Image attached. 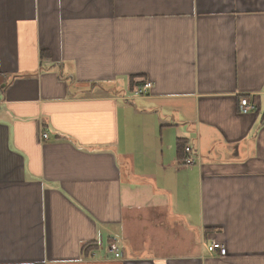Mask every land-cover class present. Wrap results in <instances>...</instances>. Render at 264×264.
I'll list each match as a JSON object with an SVG mask.
<instances>
[{
	"label": "crops",
	"instance_id": "crops-1",
	"mask_svg": "<svg viewBox=\"0 0 264 264\" xmlns=\"http://www.w3.org/2000/svg\"><path fill=\"white\" fill-rule=\"evenodd\" d=\"M0 264H264V0H0Z\"/></svg>",
	"mask_w": 264,
	"mask_h": 264
},
{
	"label": "built area",
	"instance_id": "built-area-1",
	"mask_svg": "<svg viewBox=\"0 0 264 264\" xmlns=\"http://www.w3.org/2000/svg\"><path fill=\"white\" fill-rule=\"evenodd\" d=\"M152 88V83L150 81H145L136 87L134 90L135 95H144L150 91ZM255 109V106L249 102L245 97H241L239 100L238 110L241 114H248ZM42 138L47 139V133H42ZM184 156L180 160V165L183 167L192 166L198 159L197 154L193 148L189 145H185L183 148ZM108 252L112 253L113 257L120 258L121 253L119 248L111 243L107 246ZM206 250L210 254H215L217 256H225L227 253L226 247L219 241L211 240L209 244L206 245Z\"/></svg>",
	"mask_w": 264,
	"mask_h": 264
}]
</instances>
